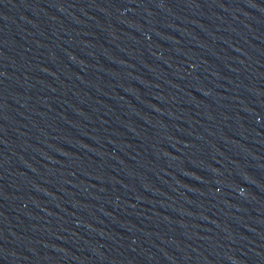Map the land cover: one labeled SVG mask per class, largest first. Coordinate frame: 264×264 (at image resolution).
Wrapping results in <instances>:
<instances>
[{"label": "water", "instance_id": "1", "mask_svg": "<svg viewBox=\"0 0 264 264\" xmlns=\"http://www.w3.org/2000/svg\"><path fill=\"white\" fill-rule=\"evenodd\" d=\"M140 264H264V0H0Z\"/></svg>", "mask_w": 264, "mask_h": 264}]
</instances>
